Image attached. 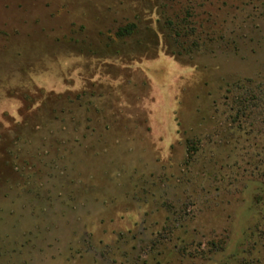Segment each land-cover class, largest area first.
I'll use <instances>...</instances> for the list:
<instances>
[{
	"label": "rangeland",
	"instance_id": "374dc122",
	"mask_svg": "<svg viewBox=\"0 0 264 264\" xmlns=\"http://www.w3.org/2000/svg\"><path fill=\"white\" fill-rule=\"evenodd\" d=\"M0 264H264V0H0Z\"/></svg>",
	"mask_w": 264,
	"mask_h": 264
},
{
	"label": "trees",
	"instance_id": "16d2710c",
	"mask_svg": "<svg viewBox=\"0 0 264 264\" xmlns=\"http://www.w3.org/2000/svg\"><path fill=\"white\" fill-rule=\"evenodd\" d=\"M190 19H191V17H189V15H188L183 20H180L178 22L170 21L168 23L169 29L175 35V42L179 46H180V44H182V42L185 38L193 36L195 33L194 27H192L191 22H189ZM136 30H137V27L135 25H130L126 28L121 29L118 33V37H120V38L130 37L134 34V32ZM234 104L236 106V113L239 116V115L243 114L244 112H247L248 108H250V106L252 104V95L251 96L247 95V97L241 95V96L236 98ZM188 144H189L188 151H189L190 156L192 158L193 154H194V153H191V151L194 150V149H192L193 143L189 142Z\"/></svg>",
	"mask_w": 264,
	"mask_h": 264
}]
</instances>
